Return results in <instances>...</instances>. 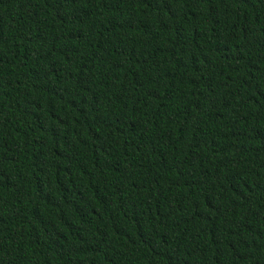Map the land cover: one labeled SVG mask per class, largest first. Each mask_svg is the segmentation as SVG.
I'll return each instance as SVG.
<instances>
[{"label":"trees","instance_id":"1","mask_svg":"<svg viewBox=\"0 0 264 264\" xmlns=\"http://www.w3.org/2000/svg\"><path fill=\"white\" fill-rule=\"evenodd\" d=\"M0 264H264V0H0Z\"/></svg>","mask_w":264,"mask_h":264}]
</instances>
